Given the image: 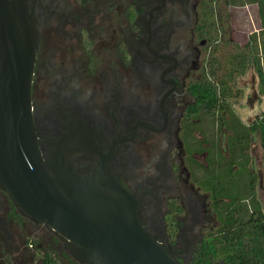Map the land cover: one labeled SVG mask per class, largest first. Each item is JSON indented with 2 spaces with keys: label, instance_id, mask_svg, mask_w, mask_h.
<instances>
[{
  "label": "flooded vegetation",
  "instance_id": "flooded-vegetation-1",
  "mask_svg": "<svg viewBox=\"0 0 264 264\" xmlns=\"http://www.w3.org/2000/svg\"><path fill=\"white\" fill-rule=\"evenodd\" d=\"M22 1L38 31L30 112L43 161L116 179L181 264L208 238L264 231L258 73L249 56L238 70L233 25L238 49L223 68L220 0ZM204 78L217 83L215 104L196 103ZM78 254L0 187V264H95Z\"/></svg>",
  "mask_w": 264,
  "mask_h": 264
},
{
  "label": "water",
  "instance_id": "water-1",
  "mask_svg": "<svg viewBox=\"0 0 264 264\" xmlns=\"http://www.w3.org/2000/svg\"><path fill=\"white\" fill-rule=\"evenodd\" d=\"M37 42L23 1L0 0V187L95 264H181L146 229L116 179H85L41 158L30 112Z\"/></svg>",
  "mask_w": 264,
  "mask_h": 264
},
{
  "label": "trees",
  "instance_id": "trees-1",
  "mask_svg": "<svg viewBox=\"0 0 264 264\" xmlns=\"http://www.w3.org/2000/svg\"><path fill=\"white\" fill-rule=\"evenodd\" d=\"M231 6H244L255 4L257 7L258 28L251 31L243 42V52L240 56L238 70L243 71L247 66L249 56L258 73L259 93L264 105V0H227ZM216 59H212L211 73L214 71ZM194 95L198 104H215L218 101V86L214 81L202 79L194 85ZM260 138L264 159V107L259 121ZM243 232L234 230L231 244L225 243L216 235L203 241L200 251L194 257L192 264H264V231L254 225H243ZM241 230V228H240ZM231 248H230V246ZM225 248L233 252H224ZM222 262V263H221Z\"/></svg>",
  "mask_w": 264,
  "mask_h": 264
},
{
  "label": "rangeland",
  "instance_id": "rangeland-1",
  "mask_svg": "<svg viewBox=\"0 0 264 264\" xmlns=\"http://www.w3.org/2000/svg\"><path fill=\"white\" fill-rule=\"evenodd\" d=\"M223 3V18L224 21L227 22V27L224 31V38L225 43L219 47L217 50V56L221 60L223 64V68H225V64L227 62L229 54L233 52L234 49H238V47H234L235 44H237L239 47V44H243V42L246 40L247 35L250 33V31L256 30L258 28V17H257V7L255 4H246L244 6H228V3L226 0H220ZM231 15V21L230 20ZM235 26L234 32H233V38L236 40L234 43L230 41V32L229 28L230 26ZM221 72V71H219ZM264 107L263 101L260 102V108L262 109ZM246 108V107H245ZM244 108V109H245ZM243 109V110H244ZM241 114H244L241 109ZM247 172L243 171L244 176L247 175ZM247 177V176H246ZM249 190L245 189L242 190L243 195H247Z\"/></svg>",
  "mask_w": 264,
  "mask_h": 264
}]
</instances>
